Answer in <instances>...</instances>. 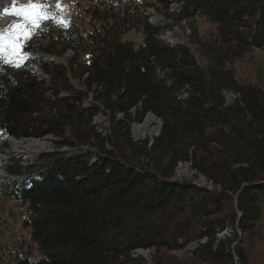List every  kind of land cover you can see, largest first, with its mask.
Listing matches in <instances>:
<instances>
[{
  "label": "trees",
  "instance_id": "trees-1",
  "mask_svg": "<svg viewBox=\"0 0 264 264\" xmlns=\"http://www.w3.org/2000/svg\"><path fill=\"white\" fill-rule=\"evenodd\" d=\"M96 1L106 9H93L92 31L64 37L45 29L50 38L39 50H74L68 65L36 58L49 79L29 66L0 67L2 138L52 134L58 148H92L45 153L40 178L4 185L6 196L26 205L31 231L28 250L8 264H147L134 255L139 248L155 249L156 264H174L172 251L193 241L187 264H235L234 239L218 237L235 222L238 264H264V87L239 79L234 67L257 50L264 54V0ZM11 2L0 0V14ZM156 3L178 4V20L201 15L216 24V39L202 43L206 64L188 45L158 37L163 28L143 15ZM132 25L143 29L140 44L123 38ZM89 91L93 102L84 106ZM100 105L108 135L93 123ZM150 112L162 120L159 134L134 140L132 123ZM12 161L10 172L27 170ZM180 162L220 189L172 180Z\"/></svg>",
  "mask_w": 264,
  "mask_h": 264
},
{
  "label": "rangeland",
  "instance_id": "rangeland-1",
  "mask_svg": "<svg viewBox=\"0 0 264 264\" xmlns=\"http://www.w3.org/2000/svg\"><path fill=\"white\" fill-rule=\"evenodd\" d=\"M30 2H36L41 4L51 5L50 11H54L58 18L62 19L65 23L63 25L58 24L55 20L47 19L40 22L39 27H29L31 36L27 39L21 38L22 47L19 50L21 55L27 54V58L24 59L19 67L10 65L14 71L24 69L26 66L32 68L33 64H38L37 57H44L46 59H53L59 61L64 65H68L69 59L74 54L73 48H68L64 51L63 55H54L44 53L38 49L39 45H46L49 41V33H46L45 29L53 27L57 34L64 37L71 35V31L81 29L86 32L92 31V11L94 8L105 10L106 8L96 0H25L18 1L16 7L29 4ZM56 3L61 5V8H56ZM179 8L178 4H171L167 7L165 4L147 5L143 7L144 14L147 15L148 20L155 26H160L163 30L158 34V37L162 40L172 44H186L194 53L196 59L201 65L207 63V57L205 56L204 47L202 43L206 41H213L216 39L217 29L216 24L207 19L204 16L196 15L192 19H180L178 20L176 10ZM8 13L11 12V7H7ZM6 12L0 14V32L5 34L10 33L13 30L15 24L23 23V21L15 16ZM125 13V7L121 8V16ZM12 18L5 21V18ZM126 32L123 38L130 39L136 44H140L144 40L143 29H137L133 25ZM7 63L3 58H0V67ZM39 66V65H38ZM237 76L242 80H251L264 87V54L260 51H255L245 59L240 60L234 65ZM40 68V66H39ZM72 78L74 86L82 91H85L84 85L78 77H75L72 73H69ZM85 77V76H84ZM61 94H67L65 90L61 91ZM60 94V95H61ZM63 96V95H62ZM227 98H232L231 93H227ZM92 99V100H91ZM93 102V96L91 91L84 98L85 103ZM101 106V111L94 116L93 123L99 132L104 135H108L110 132V120L106 109ZM134 112V110H133ZM146 117V116H145ZM156 117V116H155ZM146 119V118H145ZM145 120H143L144 122ZM143 122H133L131 125V133L134 140H153L160 132L161 120L156 117L155 120L150 122L149 130L152 134L147 133L144 129H136V125H140ZM12 139L22 140L25 144H28L30 139H42L45 141L43 147H29L26 152L15 148L11 142ZM58 138L52 134L42 138H15L7 137L2 138L0 136V264H8L15 260L18 255H23L28 250L31 244V231L24 225L25 220L28 218L29 211L26 205L19 198H9L4 194L5 184L9 183V180L15 179L19 183L29 185L31 178H40L39 165L44 161L40 158L43 154L53 152L54 150H61L69 155L76 153L80 148L86 150L91 147L87 145H81L79 147L62 146L58 148L56 141ZM109 148H112L108 144ZM20 159L22 163L28 167L23 174H15L7 169V166H16V162H10V158ZM204 175L193 170L189 162H180L176 168V172L172 177L174 181H191L200 187L207 188L209 190L220 189L212 181L205 178V182L202 183ZM241 233L240 227L237 222L229 223L223 228L219 229L218 237H232L234 243L232 245V251L235 254V264H238V256L236 253L235 245L238 242L237 235ZM198 247V242L193 241L184 249L173 250L172 254L178 258L179 263L174 264H187V258L192 254V251ZM135 255L143 256L147 264H156L154 261L155 249L139 248L134 251ZM189 264V263H188Z\"/></svg>",
  "mask_w": 264,
  "mask_h": 264
},
{
  "label": "snow or ice",
  "instance_id": "snow-or-ice-1",
  "mask_svg": "<svg viewBox=\"0 0 264 264\" xmlns=\"http://www.w3.org/2000/svg\"><path fill=\"white\" fill-rule=\"evenodd\" d=\"M18 0H12L11 12L4 9V12L19 17L23 23L15 24L10 33L0 32V58H3L7 64L19 67L21 62L27 58V54L19 53L22 47L21 38L27 39L31 36L29 27H39L43 20H55L58 24L63 25L65 22L58 18L54 11H50L51 5L30 2L26 5L16 7ZM56 8H61L59 3H56Z\"/></svg>",
  "mask_w": 264,
  "mask_h": 264
},
{
  "label": "bare ground",
  "instance_id": "bare-ground-1",
  "mask_svg": "<svg viewBox=\"0 0 264 264\" xmlns=\"http://www.w3.org/2000/svg\"><path fill=\"white\" fill-rule=\"evenodd\" d=\"M10 19H12V18L6 17L5 21H8ZM155 119H156V117L154 114H149L146 117L145 121L143 123H141L140 125H136L135 128L136 129H144L147 133L152 134L153 132H151L149 130V125H150V122L155 120ZM11 142L15 148H18L24 152H26V150H28L29 147L41 148L45 144V141H43L42 139H30L28 144H25V142L22 140H16V139H12ZM205 180H206L205 177H203L201 182L204 183Z\"/></svg>",
  "mask_w": 264,
  "mask_h": 264
},
{
  "label": "built area",
  "instance_id": "built-area-1",
  "mask_svg": "<svg viewBox=\"0 0 264 264\" xmlns=\"http://www.w3.org/2000/svg\"><path fill=\"white\" fill-rule=\"evenodd\" d=\"M33 65H35V66H33V67L31 68V71H33L34 73H36L39 79H45V80H47V79L50 78V75H49L48 73L44 72L41 68H39L38 64L35 63V64H33ZM86 75H87V74H85L84 76H86ZM70 78H71V77H70ZM71 79H72V78H71ZM60 94H61V92H60ZM61 95H65V94H61ZM91 100H92V99H91ZM90 103H91V102H89V101H87V103L83 102L84 106H88ZM134 255H135V254H134Z\"/></svg>",
  "mask_w": 264,
  "mask_h": 264
},
{
  "label": "water",
  "instance_id": "water-1",
  "mask_svg": "<svg viewBox=\"0 0 264 264\" xmlns=\"http://www.w3.org/2000/svg\"><path fill=\"white\" fill-rule=\"evenodd\" d=\"M148 114H153V113H151V112H150V113H148ZM148 114H147V115H148ZM154 115H155V114H154ZM155 116H156V115H155ZM156 117H157L158 119H160V120H161V118H160V117H158V116H156ZM161 122H162V120H161ZM161 124H162V123H161ZM263 183H264V182H263ZM241 216H242V214L240 213V216H239V217H241Z\"/></svg>",
  "mask_w": 264,
  "mask_h": 264
}]
</instances>
